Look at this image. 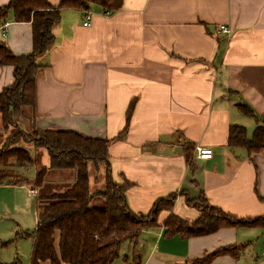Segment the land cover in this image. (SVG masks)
I'll use <instances>...</instances> for the list:
<instances>
[{
	"label": "crops",
	"instance_id": "1",
	"mask_svg": "<svg viewBox=\"0 0 264 264\" xmlns=\"http://www.w3.org/2000/svg\"><path fill=\"white\" fill-rule=\"evenodd\" d=\"M10 1L0 0V6ZM48 1L57 6L63 0ZM87 13L62 10L54 46L39 60L32 127L114 139L137 100L130 128L109 149L115 181L135 184L127 195L134 213L147 215L159 198L185 191L231 216L262 217L264 151L229 148L228 139L231 126L246 127L252 137L264 125V0H123L122 9L110 15L93 5L90 26L84 25ZM6 21L1 42L17 56L30 54L31 24L15 22L12 10ZM14 84V68L0 65V93ZM240 105L250 107L255 118ZM3 127L0 112V148L8 138ZM202 147L214 151L212 159L197 158ZM30 151L35 172L20 168L16 182L0 184V264H8L6 254L13 250L26 257L15 260L31 264L44 191L35 186L36 176L50 166V155ZM176 214L187 222L200 217L185 197H179ZM168 215L162 213L158 228L126 244L123 256L131 257L138 246L142 264H197L235 246L238 256L222 254L205 264H264L263 228L167 238Z\"/></svg>",
	"mask_w": 264,
	"mask_h": 264
},
{
	"label": "trees",
	"instance_id": "2",
	"mask_svg": "<svg viewBox=\"0 0 264 264\" xmlns=\"http://www.w3.org/2000/svg\"><path fill=\"white\" fill-rule=\"evenodd\" d=\"M93 5L111 14L122 9L123 0H63L57 6L48 0H11L8 5L0 6V28L7 23V15L12 10L15 22L29 23L33 31V50L26 56L15 55L0 40V65L13 67L15 78V84L0 93L3 126L13 128L7 142L0 148V184L16 182L20 168L37 164L33 153L21 144L27 139L34 143L36 149H46L50 155V166L42 167L37 173V188L43 189L50 173L76 172V180L71 187L63 192H41L39 196V223L31 264L44 261H51L52 264H114L121 258L126 244L137 241L142 232L160 226V216L164 212L169 214L164 223L167 238L176 235L186 239L203 237L222 228L238 226L264 229V215L240 219L212 207L204 196L191 199L185 191L159 198L147 215H138L131 210L127 195L135 184L128 180L124 184L115 181L109 149L111 143L119 140L130 128L137 100H133L129 106L125 129L114 139L87 138L70 131L35 129L33 136L28 138L20 129L21 125L34 126L35 81L41 67L39 60L54 46V28L61 22L62 10L90 12ZM239 108L244 115L255 118L247 105H240ZM253 133L249 137L246 127L231 126L228 147L260 154L264 151V125L258 126ZM187 159L189 161V155ZM91 164L97 167L103 164L105 167V187L98 192L92 190ZM179 197H185L187 205L200 212L198 219L187 222L176 214ZM97 199L104 203V207L94 205ZM239 250L235 246L224 247L195 263H209L222 254L238 256ZM124 261L125 264H142L138 246H135L131 257H124ZM11 264L22 262L17 259Z\"/></svg>",
	"mask_w": 264,
	"mask_h": 264
},
{
	"label": "rangeland",
	"instance_id": "3",
	"mask_svg": "<svg viewBox=\"0 0 264 264\" xmlns=\"http://www.w3.org/2000/svg\"><path fill=\"white\" fill-rule=\"evenodd\" d=\"M3 128H4V131L6 133H8V138H9V135H10V133H12L13 128H11V127H9V128L3 127ZM20 129H22L27 134L28 138L33 136L32 133L34 132V128L32 127V125H29V126L21 125ZM15 132H16V130H15ZM3 133H2V136H3ZM8 138L6 139L5 143L7 142ZM21 144L28 151H30V150H32V151H47L46 149H36L34 147V143L29 139L22 141ZM42 157H43V152H41V154H39V160H38L39 162L42 160ZM104 171H105V167L103 164H99L98 167L94 166L93 164L90 165V174H91L92 178L95 175H96V178H98L97 182H95V183L93 182V185H92L93 192H98V191H101L104 189V187H105V179H104L105 173H104ZM32 172H35V171H33V167H31L28 174H31ZM22 174H23V171L18 170L19 177H21ZM75 180H76V172L75 171L53 172L45 180V184L43 187V190H44L43 193L63 192L67 188L71 187L74 184ZM100 201H101L100 199H97L94 202V205L98 206V207H104V203L102 202V204H101ZM10 253L15 254V256L12 257V255ZM18 257L20 258V260L22 262H24L26 259V257L24 255L18 256ZM18 257H17V253L15 252V250H13V251L9 252L8 254H6V261H8V264H11ZM122 263H124L123 251H122L121 259L118 260L117 262H115V264H122Z\"/></svg>",
	"mask_w": 264,
	"mask_h": 264
},
{
	"label": "built area",
	"instance_id": "4",
	"mask_svg": "<svg viewBox=\"0 0 264 264\" xmlns=\"http://www.w3.org/2000/svg\"><path fill=\"white\" fill-rule=\"evenodd\" d=\"M106 15H110L109 12L106 13ZM8 23H5V25L2 27V34H3V37H6L7 34H8ZM85 26H90L91 25V15L90 13L88 12L87 13V16H86V21H85ZM220 31L228 34L230 33L231 31H229V28H227L226 26H221L220 27ZM197 152H198V159L199 160H209V159H212L213 156H214V151L210 148H206V147H202V148H197Z\"/></svg>",
	"mask_w": 264,
	"mask_h": 264
}]
</instances>
